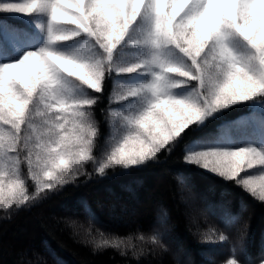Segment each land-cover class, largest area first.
<instances>
[{"label":"rangeland","instance_id":"obj_1","mask_svg":"<svg viewBox=\"0 0 264 264\" xmlns=\"http://www.w3.org/2000/svg\"><path fill=\"white\" fill-rule=\"evenodd\" d=\"M0 11L29 26L19 31L0 19V206L13 202L28 185L33 190L35 180L40 187L55 178L73 153L90 156L87 141L94 134L85 104L91 99L80 80L98 89L115 55L111 147L100 155L104 163L138 164L154 157L188 124L264 93V0H0ZM206 44L210 58L192 65L185 50L198 54ZM34 93L40 99L37 114L50 123L33 133L35 155L29 150L19 160L16 139L24 137L18 132ZM261 106L247 118L225 122L217 138L192 143L187 161L236 178L264 200ZM34 164L40 179L30 172ZM176 177L189 228L202 234L207 225L201 223L210 219L200 199L204 190L185 175ZM97 202L116 225L140 217L119 199ZM77 213L66 208L57 214L68 216L64 220L75 235H84L86 230L73 221ZM80 213L90 219L85 209ZM166 244L167 251L152 253L159 262L166 253L173 258L181 253ZM34 256L37 260L29 264L43 263L44 255Z\"/></svg>","mask_w":264,"mask_h":264},{"label":"trees","instance_id":"obj_2","mask_svg":"<svg viewBox=\"0 0 264 264\" xmlns=\"http://www.w3.org/2000/svg\"><path fill=\"white\" fill-rule=\"evenodd\" d=\"M0 18L14 21L3 11ZM185 55L192 65H202L204 58H210L209 44L198 54ZM113 75L110 71L104 76L99 90L84 85L86 97L91 99L85 104L87 124H91L94 134L87 141L90 156L77 157L73 153L68 164L56 170L58 178L50 187L38 191L35 184L33 190L28 185L23 196H15L13 202L0 207V264H29L28 260H37L34 253L44 255L41 264H149L150 260L151 264H256L264 260V200L236 178L188 162L186 152V146L194 140L217 138L225 122L247 118L260 110L264 93L234 103L203 122H192L154 157L128 166L110 164L102 162L100 155L111 147ZM38 101L36 95L29 99L20 125L18 135H24L16 139L20 160L29 150L35 155L33 133L49 126L37 114ZM180 175L204 190L200 191V199L210 219L201 223V227L207 225L202 234L190 230L183 212L176 177ZM104 197L119 199L126 208L135 209L140 214L137 222L113 223L97 202ZM66 208L77 210L73 221L86 234L75 235L64 220L68 216L57 214ZM82 209L91 220L86 221ZM165 241L181 253L175 258L166 253L159 262L152 253L167 251Z\"/></svg>","mask_w":264,"mask_h":264}]
</instances>
